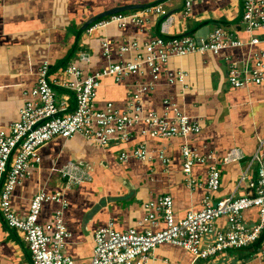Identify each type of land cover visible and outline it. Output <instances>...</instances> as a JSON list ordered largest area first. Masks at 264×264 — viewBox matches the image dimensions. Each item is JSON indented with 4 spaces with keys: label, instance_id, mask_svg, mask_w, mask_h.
I'll use <instances>...</instances> for the list:
<instances>
[{
    "label": "crops",
    "instance_id": "obj_1",
    "mask_svg": "<svg viewBox=\"0 0 264 264\" xmlns=\"http://www.w3.org/2000/svg\"><path fill=\"white\" fill-rule=\"evenodd\" d=\"M244 1L195 0L189 15L183 16L184 0H0V130H6L19 118L22 93L36 85L37 71L45 61L49 63L48 77L52 81L63 80V70L71 63L88 75L108 64L132 61L140 51L119 53L120 47L131 42L138 43L141 49L144 43L155 38L186 35L206 39L214 29L224 28L245 44L217 55L171 58L161 68L152 88L142 93L144 112L162 115V101L170 100L188 117L199 121L198 134L186 138H151L141 134L145 126L138 124L129 130L127 142L113 141L107 147H99L78 135L67 140L55 138L39 148L40 164L14 188L10 198L12 212L25 216L32 197L39 192L49 195L63 192L68 202L63 221L70 233L64 252L74 263L88 264L94 248V231L111 222L116 231L135 229L142 233L148 228L140 222L146 213L144 205L149 201L170 196L175 220L202 208L207 194L208 167L195 164L191 171L195 185H187L181 171L180 149L184 144L201 157L215 158L220 185L212 194L213 201L231 195H249L248 184L257 179L256 166L249 167L246 181L239 182V177L257 150L258 139L264 140V80L260 85L235 89L229 86L227 74L231 62L251 66L254 55L264 51V34L255 33L260 44L247 45L251 36L243 31L241 24ZM139 4L161 5L172 16L169 35H162L164 17L158 15L147 17L141 25L128 24L123 29L110 25L90 34L85 30L78 33L86 21L100 13ZM138 11L141 10L127 12ZM104 40L110 42L109 58L102 55L101 41ZM80 53L89 55L88 63L79 61ZM178 70L187 73L186 89L168 82V74ZM149 82L151 76L146 66H142L140 73L126 76L118 83L105 78L97 90L95 106L102 109L110 102L123 110L134 89ZM138 145L145 146L148 160H118L120 152ZM231 149L241 151L244 158L223 164V157ZM261 151L264 153V143ZM162 153L169 160L167 165L158 158ZM68 162L86 170L91 180L65 189L54 170ZM57 208L54 202L43 203L39 224L50 223ZM257 216L256 208L243 214L250 227L257 222ZM2 222L0 219V264H31L23 235L7 230ZM216 227L224 229L226 220L219 219ZM163 228L164 224L159 221L152 229ZM260 236L248 247L194 263L183 249L161 245L153 252L149 264H264V231Z\"/></svg>",
    "mask_w": 264,
    "mask_h": 264
},
{
    "label": "built area",
    "instance_id": "obj_2",
    "mask_svg": "<svg viewBox=\"0 0 264 264\" xmlns=\"http://www.w3.org/2000/svg\"><path fill=\"white\" fill-rule=\"evenodd\" d=\"M195 0H184L183 16L189 15ZM164 17L161 23L163 36L169 35L173 22L161 5H151L138 12H120L89 25L85 32L116 25L123 29L128 24L141 25L149 16ZM241 24L243 31L251 36L247 45L261 43L255 33L264 34V0H245ZM245 44L224 28L214 29L206 39L189 36L155 38L140 46L136 42L119 48L121 55L140 51L132 61L108 64L91 74H84L75 64H68L63 70L64 79L49 80V63L43 62L37 71L36 85L22 93V106L19 118L8 128L0 130V219L7 230L21 233L27 244L31 264H81L74 263L64 250L70 233L63 221V212L68 206L64 193L39 192L29 203L28 212L19 217L10 207L11 194L31 169L40 164L38 150L55 138L71 139L81 136L99 147H107L113 141L127 142L129 130L143 124L144 136L151 138H186L200 132L199 121L184 114L175 103L163 100V113L144 112L141 96L150 90L158 79L161 68L171 58L187 55H217L221 51L241 48ZM102 55L109 58L110 42L101 41ZM87 53L79 54V61L88 63ZM142 66L149 69L151 82L141 84L126 101L125 107L118 110L112 103L97 109L95 99L101 81L112 78L116 83L129 75L141 72ZM227 80L231 88L240 89L250 85H260L264 80V51L254 55L251 66L246 63L231 62ZM187 73L178 70L168 74V82L178 83L186 89ZM58 93L60 97L57 96ZM59 97V99H58ZM264 140L258 139V147L249 160L247 169L239 177V182L247 179L250 166H256L257 179L249 182V195L223 197L212 200V194L219 189L220 172L212 155L199 156L187 144L181 146V171L187 185L194 186L191 177L195 164H206L207 194L203 197L202 208L190 211L180 220L174 219L173 202L170 196H161L144 205L146 211L140 224L148 228L142 233L135 229L116 231L110 222L106 227L93 233V253L88 264H149L155 249L161 245H172L183 249L196 261H205L229 250L241 249L255 243L264 231V153L261 151ZM133 158L144 162L149 159L144 145L118 154V160L125 162ZM167 165L169 160L164 153L158 156ZM238 149H231L222 159L223 164L236 163L243 159ZM54 169H52L53 171ZM64 182V187L80 185L91 180L90 174L79 165L68 162L54 170ZM54 202L58 208L52 221L41 225L38 222L43 203ZM256 208L257 222L252 227L245 223V211ZM226 220V227L218 229L216 222ZM162 222L164 228L153 231Z\"/></svg>",
    "mask_w": 264,
    "mask_h": 264
},
{
    "label": "water",
    "instance_id": "obj_3",
    "mask_svg": "<svg viewBox=\"0 0 264 264\" xmlns=\"http://www.w3.org/2000/svg\"><path fill=\"white\" fill-rule=\"evenodd\" d=\"M148 4H139V5H130V6H121V7H115V8H112V9H109L103 13H100L92 18H90L88 21H86L81 29L78 31V33H80L81 31L85 30L89 25L93 24L94 22L100 20V19H103L107 16H110V15H113V14H116V13H120V12H127V11H137V10H142V9H145L147 8Z\"/></svg>",
    "mask_w": 264,
    "mask_h": 264
},
{
    "label": "rangeland",
    "instance_id": "obj_4",
    "mask_svg": "<svg viewBox=\"0 0 264 264\" xmlns=\"http://www.w3.org/2000/svg\"><path fill=\"white\" fill-rule=\"evenodd\" d=\"M242 2V0H240ZM244 1V0H243Z\"/></svg>",
    "mask_w": 264,
    "mask_h": 264
},
{
    "label": "trees",
    "instance_id": "obj_5",
    "mask_svg": "<svg viewBox=\"0 0 264 264\" xmlns=\"http://www.w3.org/2000/svg\"><path fill=\"white\" fill-rule=\"evenodd\" d=\"M155 5H156V4H155ZM251 209H252V208H251ZM260 237H261V236H260ZM260 237H259V238H260Z\"/></svg>",
    "mask_w": 264,
    "mask_h": 264
}]
</instances>
